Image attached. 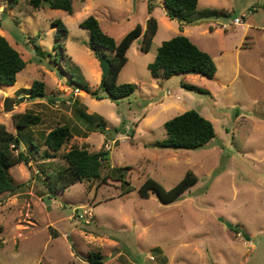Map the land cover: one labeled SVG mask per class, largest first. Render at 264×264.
<instances>
[{
    "label": "rangeland",
    "instance_id": "1",
    "mask_svg": "<svg viewBox=\"0 0 264 264\" xmlns=\"http://www.w3.org/2000/svg\"><path fill=\"white\" fill-rule=\"evenodd\" d=\"M72 2L69 13L35 8L30 0H0V28L27 61L18 85L0 83V123L20 134L15 151L28 157L9 169L15 188L0 194V264H80L93 250L107 264H264V0H199L191 24L171 19L164 0ZM92 14L117 40L138 23L146 28L150 16L159 22L149 51L140 48L142 36L128 49L118 83H134L136 90L118 101L75 88L87 82L99 89L95 51L115 55L91 48V32L80 23ZM236 17L240 24L233 23ZM57 19L66 35L54 25ZM179 34L213 56V78L165 77L149 69L163 41ZM35 80L45 81L44 97L23 92ZM81 109L94 117L93 125L80 118ZM190 109L213 122L216 136L197 149L159 146L167 137L165 122ZM24 112L43 120L19 132L13 115ZM102 118L104 131L97 125ZM62 124L74 135L55 152L44 137ZM73 146L109 149L111 166L124 167L129 184L84 180L51 191L53 177L67 166L63 154ZM188 170L199 180L175 202L139 191L148 177L172 188Z\"/></svg>",
    "mask_w": 264,
    "mask_h": 264
},
{
    "label": "trees",
    "instance_id": "2",
    "mask_svg": "<svg viewBox=\"0 0 264 264\" xmlns=\"http://www.w3.org/2000/svg\"><path fill=\"white\" fill-rule=\"evenodd\" d=\"M12 4L19 0H10ZM35 8L49 6L53 9H63L69 13L74 12L72 0H30ZM199 6V0H164V7L167 15L171 19L191 24L197 18L195 11ZM152 10V4L150 5ZM54 25L65 35L68 33L66 24L61 20H54ZM80 26L87 28L91 32L90 46L95 49L102 47L115 51L114 56H110L105 50L95 51L96 57L105 56L110 62V70L106 75H102L99 89H91L87 82L77 83L76 89L85 91L97 99L109 98L118 101L121 98L132 95L136 90L134 83H118V77L122 68L128 62L127 52L132 43L142 36L141 50L149 51L153 44L155 35L158 32L159 22L156 17L150 16L147 20L146 28L138 23L132 30L127 32L121 40L107 33L100 20L95 15H89ZM62 35L58 34L57 39ZM64 49L61 43H58ZM40 46L36 51L40 53ZM27 61L21 52L15 48L7 37L0 33V83L12 85L17 81L18 74L26 67ZM149 69L155 74H163L171 77L181 73H199L209 78H213L217 71V64L213 56L201 49L189 36L184 34L176 35L163 41L153 62L149 64ZM73 81V80H72ZM187 88L207 94L208 90L194 84L184 83ZM101 90V91H100ZM23 92L29 94L31 98L44 97L46 95V83L43 80H35L31 88H24ZM102 92V93H101ZM6 99V105L10 102ZM79 116L88 124L94 117L85 110L79 111ZM14 123L20 132L22 129L37 125L42 122L43 117L39 113L24 112L13 115ZM106 120L102 118L97 125L100 131H104ZM167 137L159 142L161 147L197 149L205 146L215 136L216 131L213 122L203 116L196 109L186 110L165 122ZM90 130H95L90 127ZM119 130V127H115ZM74 135V131L68 124L58 125L53 128L45 137V146L55 152L60 151L63 145ZM20 145V134L17 135L9 131L5 125L0 123V194L12 191L15 188L13 178L9 172L11 166L28 160L24 152L16 153V148ZM67 166L63 167L52 179L49 185L51 191H57L69 187L70 185L88 180L106 181L109 178L122 180L123 185L129 184L125 179L124 167H113L110 164V150L102 149L90 151L85 147L73 146L63 154ZM108 167V173L103 174V169ZM199 180L198 175L193 170H188L184 177L172 188H166L161 182L148 177L141 185L139 191L143 197H150L151 193H156L164 203H172L181 198L183 193ZM130 186L125 190H130ZM240 232V231H238ZM1 233V227H0ZM3 240L0 234V251ZM80 264H107L104 255L99 250L89 253L86 261Z\"/></svg>",
    "mask_w": 264,
    "mask_h": 264
},
{
    "label": "water",
    "instance_id": "3",
    "mask_svg": "<svg viewBox=\"0 0 264 264\" xmlns=\"http://www.w3.org/2000/svg\"><path fill=\"white\" fill-rule=\"evenodd\" d=\"M100 64H101V68H102V74L103 75H106L109 70H110V62L109 60L105 57V56H102L100 57ZM247 239H250L249 236H245Z\"/></svg>",
    "mask_w": 264,
    "mask_h": 264
},
{
    "label": "crops",
    "instance_id": "4",
    "mask_svg": "<svg viewBox=\"0 0 264 264\" xmlns=\"http://www.w3.org/2000/svg\"><path fill=\"white\" fill-rule=\"evenodd\" d=\"M110 26H112L111 29H113V30L117 28V25H116L115 23H110ZM158 31H159V28H158ZM0 33L3 34V35H6L5 32H4L1 28H0ZM157 33H158V32H157ZM155 36H156V35H155ZM216 74H217V73H216ZM102 75H103V74H102ZM20 77H21V73L18 74V78H17V81H16L17 83L12 84V85H8V86H16V85H18V84H19L18 79H19ZM101 78H102V76H100V79H101ZM100 79H99V80H100ZM29 81H31V80H29Z\"/></svg>",
    "mask_w": 264,
    "mask_h": 264
},
{
    "label": "built area",
    "instance_id": "5",
    "mask_svg": "<svg viewBox=\"0 0 264 264\" xmlns=\"http://www.w3.org/2000/svg\"><path fill=\"white\" fill-rule=\"evenodd\" d=\"M235 25L236 24H240L241 23V19L239 18V17H236L235 19H234V22H233ZM228 27V24H225V27Z\"/></svg>",
    "mask_w": 264,
    "mask_h": 264
}]
</instances>
